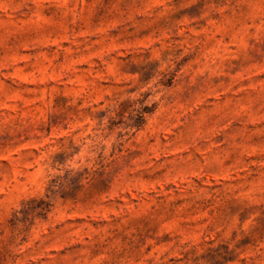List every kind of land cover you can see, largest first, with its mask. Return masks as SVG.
I'll list each match as a JSON object with an SVG mask.
<instances>
[{"label":"rangeland","instance_id":"374dc122","mask_svg":"<svg viewBox=\"0 0 264 264\" xmlns=\"http://www.w3.org/2000/svg\"><path fill=\"white\" fill-rule=\"evenodd\" d=\"M0 264H264V0H0Z\"/></svg>","mask_w":264,"mask_h":264}]
</instances>
